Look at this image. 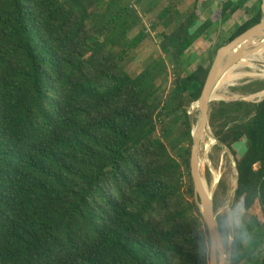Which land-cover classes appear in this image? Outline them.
<instances>
[{
  "label": "trees",
  "instance_id": "1",
  "mask_svg": "<svg viewBox=\"0 0 264 264\" xmlns=\"http://www.w3.org/2000/svg\"><path fill=\"white\" fill-rule=\"evenodd\" d=\"M187 1L149 25L163 28L160 55L133 77L144 17L165 0H0V264H210L188 108L211 69L189 72L190 53L215 22ZM258 1L225 45L261 22ZM251 2L227 0L219 17ZM210 126L235 155L247 147L232 216L257 240H233L231 264H264V101L215 103ZM218 226L227 236L229 217Z\"/></svg>",
  "mask_w": 264,
  "mask_h": 264
},
{
  "label": "rangeland",
  "instance_id": "2",
  "mask_svg": "<svg viewBox=\"0 0 264 264\" xmlns=\"http://www.w3.org/2000/svg\"><path fill=\"white\" fill-rule=\"evenodd\" d=\"M128 2V0H125ZM130 1V0H129ZM172 0H165L164 3H161L160 6H157V8L153 11L151 14H147L144 17V21L146 25H150L156 22H158L156 19H154L163 9V7L166 5L167 2H171ZM207 4L204 5V12L208 15L215 12V10L218 8V11L220 9L222 0H207ZM234 2L238 0H233ZM255 1V0H253ZM195 0H188L182 7V11H186L187 9L191 8ZM202 2H205L203 0ZM214 4V5H212ZM254 6V7H253ZM260 3L259 1L256 2L254 5L252 3L248 4L246 7H244L242 10H239L236 12L234 16H232L229 20L225 19L222 20L220 16V12H218V15H216L213 20L218 19V25L212 29L211 36L208 39H205L202 44L192 49L190 53L191 58V67L189 69V72H193L197 69V67L200 64H205L207 68L212 67L215 58L217 56L218 50L221 48L222 45H225L230 37L232 36V32L237 28L238 24H241L244 22V20L248 19L249 17H252V15L255 14V11L259 8ZM140 8V7H139ZM140 12H143V9L140 8ZM215 13L210 15L212 17ZM91 25V24H90ZM140 30L137 29L136 32L132 35V37L136 36V34ZM163 31L162 27H159L156 32H153V34H150L147 32L148 37L141 43L139 48L133 52V56L135 57V60L133 62H130L127 66V71L133 76L136 77L139 74H141L146 67L149 66V64L157 58L160 55V49H159V39L158 34ZM210 48L208 59L205 60L204 54L206 51ZM208 54V52H207ZM264 56V53H263ZM249 59H255L259 62H255L256 68H251L250 66L246 65V61ZM246 61H244L242 64L238 65L233 69V72L237 74H243V77L238 78L234 84L225 86L221 90V92L218 94L221 99L226 102H234V101H247L252 103H262L264 101V97H260V94L264 93H256V94H245L240 89L237 91H234L233 88H240L244 85H247L249 83L255 82V81H264V58L258 57V54L248 58ZM231 93V94H230ZM234 94V95H233ZM253 98V99H252ZM255 98V99H254ZM220 99L214 101L213 105L215 103H218ZM196 103H192L188 108V114L191 120H194L196 122L198 118V110L195 107ZM216 128L213 129L211 127V133L212 136L216 137ZM211 138L207 136L205 140L202 143L201 148V172L202 177L204 180L207 181L209 190L212 191V187L215 182V173H218V176H222L218 186L216 187L215 195H214V203L217 206V216L223 217L228 216L232 213L233 207L235 205V198L237 191L240 186V171L238 166V161L244 158V156L247 153V147L245 145V141L242 144H238L236 146L237 155H235L232 150L229 148L228 145L220 143V142H213V146L207 147L208 142ZM208 154V156H207ZM206 159V160H205ZM210 162H208V160ZM209 163V164H208ZM236 180V181H235ZM238 215H243V210H239ZM227 231H232V225L229 220V227H227ZM228 236V235H227ZM227 236L220 233V245L222 248V251L226 255L227 258V264H231V255H232V241H229L227 239ZM255 239V233H252V241H256ZM251 246V243L248 245H245L246 248H249ZM264 248V246H263Z\"/></svg>",
  "mask_w": 264,
  "mask_h": 264
},
{
  "label": "water",
  "instance_id": "3",
  "mask_svg": "<svg viewBox=\"0 0 264 264\" xmlns=\"http://www.w3.org/2000/svg\"><path fill=\"white\" fill-rule=\"evenodd\" d=\"M262 50H264V0H262L261 22L218 50L215 61L207 77L202 95L196 102L195 107L198 110V118L196 122L190 118L192 122L193 137L191 169L195 186L196 202L200 207V211L208 227L211 241L210 264H227V258L220 245L218 216L215 212L214 195L218 184L211 192H209L207 189L208 183L202 177V142L206 134L212 136L210 114L214 101L218 100L215 98V93L217 92L221 81L229 72L233 71L235 67L242 64L248 58L259 54ZM260 95H262V93ZM218 102L226 101L220 99ZM212 137L216 142H220L217 137ZM229 220L230 222L233 220L232 213L229 214Z\"/></svg>",
  "mask_w": 264,
  "mask_h": 264
},
{
  "label": "bare ground",
  "instance_id": "4",
  "mask_svg": "<svg viewBox=\"0 0 264 264\" xmlns=\"http://www.w3.org/2000/svg\"><path fill=\"white\" fill-rule=\"evenodd\" d=\"M263 53H264V50H262L259 54H258V57H263L264 58V56H263ZM255 62H259L258 60H255V59H249V60H247L245 63H246V65L247 66H250L251 68H256L255 67ZM241 77H243V74L241 75V74H237V73H235V72H233V71H231V72H229L225 77H224V79L221 81V83H220V86L218 87V89H217V92L215 93V98L216 99H221L222 97H220L218 94L221 92V90L223 89V88H225V86H230V85H232V84H234L235 83V81L238 79V78H241ZM231 94V93H230ZM234 95V94H233ZM260 97H264V93L262 94V95H260ZM253 99V98H252ZM255 99V98H254ZM207 136H209L211 139H210V141L208 142V145H207V147H212L214 144H213V142L215 143V139L210 135V134H206L205 136H204V138H203V141L205 140V138L207 137ZM213 141V142H212ZM203 143V142H202ZM207 156H208V154H207ZM206 160V159H205ZM208 160V159H207ZM208 162H210L209 160H208ZM209 164V163H208ZM222 177V176H221ZM221 177L220 176H218V173H215V182H214V185H213V187L212 188H214L218 183H219V181H220V179H221ZM236 181V180H235ZM207 189H208V191L209 192H211L210 190H209V187L207 186ZM213 190V189H212Z\"/></svg>",
  "mask_w": 264,
  "mask_h": 264
},
{
  "label": "clouds",
  "instance_id": "5",
  "mask_svg": "<svg viewBox=\"0 0 264 264\" xmlns=\"http://www.w3.org/2000/svg\"><path fill=\"white\" fill-rule=\"evenodd\" d=\"M235 213L238 212L237 209H234ZM236 219L231 221L232 231L229 232L227 239L229 241L235 240L238 245H248L252 241V234L248 231V225L243 223L242 215H236Z\"/></svg>",
  "mask_w": 264,
  "mask_h": 264
},
{
  "label": "crops",
  "instance_id": "6",
  "mask_svg": "<svg viewBox=\"0 0 264 264\" xmlns=\"http://www.w3.org/2000/svg\"><path fill=\"white\" fill-rule=\"evenodd\" d=\"M203 0H200V10H201V12H202V19L204 20V21H206V20H213V18L216 16V15H218V12L220 11H218V8L215 10V12H213V13H215L212 17H210V15H212V14H210V15H208L207 13L205 14V12H204V10H203V8H204V5L205 4H207V0H205V2H202ZM227 0H222V3H221V6H220V8L222 7V4L224 3V2H226ZM251 3H254L255 4V1H253V2H251ZM253 4V5H254ZM212 5H214V4H212ZM254 7V6H253ZM253 16V15H252ZM251 17H249L248 19H246V20H244V22H242L241 24H238V25H236V26H241V25H243L244 23H246L249 19H250ZM214 22H215V24H214V26H213V28H215L217 25H218V19L215 21V20H213ZM235 30H236V28H235ZM235 30L232 32V34L235 32ZM211 36V35H210ZM205 40V39H204ZM204 40L202 39V40H199L198 42H197V44L198 45H200V44H202V42H204ZM197 44H196V46H197ZM211 50H210V48L206 51V53L204 54V59L205 60H207L208 59V56H209V52H210ZM207 52H208V54H207ZM203 65H205L204 63H203Z\"/></svg>",
  "mask_w": 264,
  "mask_h": 264
},
{
  "label": "built area",
  "instance_id": "7",
  "mask_svg": "<svg viewBox=\"0 0 264 264\" xmlns=\"http://www.w3.org/2000/svg\"><path fill=\"white\" fill-rule=\"evenodd\" d=\"M147 32L150 34H153L152 30L150 29V26L147 25ZM169 70H170V82H173L175 80V75H174V66L169 65Z\"/></svg>",
  "mask_w": 264,
  "mask_h": 264
}]
</instances>
